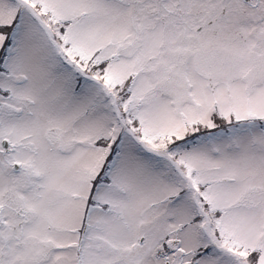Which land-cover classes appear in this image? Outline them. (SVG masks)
<instances>
[{"label":"snow or ice","instance_id":"1","mask_svg":"<svg viewBox=\"0 0 264 264\" xmlns=\"http://www.w3.org/2000/svg\"><path fill=\"white\" fill-rule=\"evenodd\" d=\"M0 264H264V0H0Z\"/></svg>","mask_w":264,"mask_h":264}]
</instances>
